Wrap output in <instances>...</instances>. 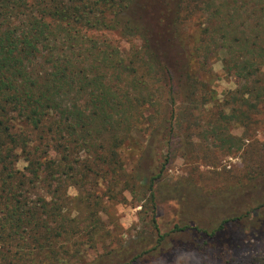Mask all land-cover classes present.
Returning a JSON list of instances; mask_svg holds the SVG:
<instances>
[{
	"label": "trees",
	"instance_id": "16d2710c",
	"mask_svg": "<svg viewBox=\"0 0 264 264\" xmlns=\"http://www.w3.org/2000/svg\"><path fill=\"white\" fill-rule=\"evenodd\" d=\"M245 12L254 24L244 19ZM204 17L205 27L198 24ZM87 30L139 36L143 50L129 57L104 50L88 40ZM220 54L240 85L228 93V115L216 116L214 137L226 134L224 124L249 127L264 110V0H0V239L11 229L5 237L29 248L27 261L18 252L8 264H143L160 254L173 234L175 243L203 256L234 247L244 229L264 235V172L221 193L194 190L189 180L167 183L161 172L151 180L152 204L180 201L198 224L176 225L162 234L154 216L155 234L129 244L108 230L102 201L88 205L98 199L81 187L93 168L95 178L104 166L114 173L124 169L120 150L130 139L132 120L142 116L133 103L142 107L147 101L132 97L128 88L143 85L140 70L160 82L162 77L175 102L183 90L198 89L202 60ZM83 58L88 63L82 64ZM109 68H116L124 87L107 82ZM230 139L235 137L228 131ZM20 159L27 164L23 170L17 168ZM82 168L88 173L76 182L80 195L72 198L67 187ZM23 200L41 204L31 209ZM70 200L86 203L76 216L67 208ZM208 215L222 218L211 216L212 226L204 227ZM21 230L19 240L14 234ZM107 240L120 245L86 260L85 249L104 247Z\"/></svg>",
	"mask_w": 264,
	"mask_h": 264
},
{
	"label": "rangeland",
	"instance_id": "374dc122",
	"mask_svg": "<svg viewBox=\"0 0 264 264\" xmlns=\"http://www.w3.org/2000/svg\"><path fill=\"white\" fill-rule=\"evenodd\" d=\"M246 10H249V7H246ZM249 15L250 12H245L244 19L254 24L252 18L248 19ZM205 18H201L198 24L208 26ZM259 29L262 30L260 27ZM85 34L88 40L92 38L99 48L108 51L116 49L124 57L143 50L139 36L126 35L119 30H87ZM191 35L192 31L188 30L187 36ZM225 60L222 54L215 55L205 64L203 59L196 74L200 80L198 89L190 87L183 90L175 102L172 100L169 86L162 77L160 82L159 78L149 74L146 68L139 71L137 78L141 79L143 85L135 89L130 87L131 84L128 86L132 90V97L135 95L140 102L145 97L147 101L142 107L136 101L133 103L135 108L133 111L141 112L142 116L132 120L130 139L120 150L119 155L124 160V169L114 173L111 167L104 166L98 170L99 177L95 178L93 168L89 171V180L82 181L81 186L88 188L87 191L98 199L89 200L88 205L102 201V205L99 206V210H102L100 215L108 230L118 233L122 243L129 244L140 235L147 236V233L154 232V216L162 234L170 232L176 225L197 223L190 213L185 212L180 201L171 199L158 201L156 206L152 204L151 180L161 172L167 183L174 184L177 179L189 180L194 190L199 189L205 193L233 191L240 185L251 182L253 178H250L258 176L259 172H264V110L254 114L252 119L254 121L249 127L224 124L227 135L214 137L212 133L217 124L216 116L220 113L228 115V93H233L240 85L239 78L226 69ZM81 62L88 63L87 58L81 59ZM105 69L108 72V68ZM115 69L109 68L107 82L118 88L124 87L126 82ZM84 98L81 97L82 100ZM172 112L175 113L174 117L171 115ZM228 131L235 140L228 141ZM52 149L51 153L57 157L56 147ZM81 154L83 159L87 158L85 153ZM26 165V162L20 159L17 168L23 170ZM76 170L80 169L77 167ZM87 173L88 171L82 168L78 175H73V181H70L67 187L68 196L77 198L80 195V190L75 184ZM23 202L31 209L39 208L41 204L39 200ZM81 204L86 203L82 200L67 202V208L71 209L72 216L78 214L77 207L80 210L83 206ZM1 216L0 206V220ZM211 216L218 218L217 221L222 218L220 215ZM211 216L208 215L201 225L211 227L209 223L210 219H213ZM8 232L13 231L7 229L6 232L5 229L1 235L0 264L16 260L18 252H21L20 258L24 252L27 261L25 252L29 248H23L20 245L23 244L22 241L14 243L7 239L5 236ZM14 235L22 240L24 233L21 230ZM177 241L178 238L173 234L169 245L160 254L146 257L143 264H226L228 260L229 264H264V235L248 228L244 229L243 235L234 247L206 256L198 254L190 246L175 243ZM106 243L104 247L98 243L95 248L85 249L83 256L86 260H92L96 254L113 250L115 246L120 245H109L110 240ZM58 264L69 263L60 261Z\"/></svg>",
	"mask_w": 264,
	"mask_h": 264
}]
</instances>
